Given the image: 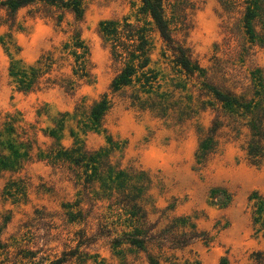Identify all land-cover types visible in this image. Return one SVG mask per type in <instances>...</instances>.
Instances as JSON below:
<instances>
[{
    "label": "rangeland",
    "instance_id": "obj_1",
    "mask_svg": "<svg viewBox=\"0 0 264 264\" xmlns=\"http://www.w3.org/2000/svg\"><path fill=\"white\" fill-rule=\"evenodd\" d=\"M139 6V0H84L80 28L89 46L90 77L79 80L72 94L57 85L17 91L7 71L12 59L27 65L49 53L55 61L50 77L69 75L61 47L73 22L69 13L30 5L17 11L11 30L0 25V115L16 116L34 136L30 159L17 172L0 175V264H51L60 257L65 259L62 264H148L144 252L112 245L115 234L108 229H124L127 223L113 199L102 196L101 189L89 193L65 167L37 156L52 142L43 132L58 123L63 146L77 142L92 150L108 148L110 136L118 147L111 151L112 164L144 172L149 181L144 205L155 229L167 223L166 214L186 215L204 233L187 246L165 249L164 264H219L223 256L229 264H252L251 253L264 251V207L255 221L253 198L264 195V165H250L240 148L242 138L234 140L225 128L208 162L195 163L197 126H208L214 113L207 106L201 109L194 80L170 61L155 31L151 66L159 71V92L166 98L162 109L132 105L130 88L114 94L108 90L118 65L99 36L98 24L122 17L143 24L146 18L137 13ZM181 8L177 18H171L172 33L192 59L207 69L217 63L241 66L231 59L225 42L226 26L231 27L237 15L224 13L216 0H182ZM7 35L13 42L8 50L2 45ZM251 64L264 68V48L254 47L243 65L246 69ZM104 93L111 106L101 129L92 131L87 111Z\"/></svg>",
    "mask_w": 264,
    "mask_h": 264
},
{
    "label": "trees",
    "instance_id": "obj_2",
    "mask_svg": "<svg viewBox=\"0 0 264 264\" xmlns=\"http://www.w3.org/2000/svg\"><path fill=\"white\" fill-rule=\"evenodd\" d=\"M139 1L137 13L146 18L143 24L139 19L131 21L128 17L103 20L98 24L99 36L108 47L112 62L118 65L108 90L114 94L130 88L132 105L151 111L162 109L166 98L159 92V71L151 66L154 47L152 32L155 31L165 50L169 51L170 61L179 67L181 73L194 80L201 109L207 106L214 113L208 126H197L195 163L204 166L208 162L218 147L221 129L225 128L234 140L242 138L240 148L250 165H264V68L251 64L245 69L243 65L254 47L264 48V0H216L224 13L237 15L232 26H226L225 37L231 59L241 61V66L234 69L230 68L232 62L229 65L217 63L214 68L202 67L191 58L188 49L175 40L171 21L182 10V0ZM36 4L67 12L73 18L67 41L61 45L69 60L70 74L51 78L55 61L47 53L27 65L21 60L12 59L7 68L8 76L16 90L23 93L56 85L65 92L75 93L79 80L90 77L89 46L82 38L80 28L84 0H0V10L4 12L0 16V25L11 30L16 25L17 11ZM57 18L59 22L61 14ZM2 45L6 50L13 46L10 35ZM110 106L111 98L107 93L92 102L87 111L90 130L101 129L102 119ZM19 122L16 116L0 115V175L17 172L30 159L34 136L29 135ZM60 131L61 125L58 123L57 128L43 132L52 142L47 149H39L37 156H44L52 165L65 167L89 193L97 194L101 189L102 196L109 201L114 200L112 205L118 207L127 218L124 229H108L115 234L111 240L114 247L127 245L144 252L148 264H164L167 262L163 257L165 249L181 248L203 238L204 233L198 231L190 216L166 214L167 223L158 230L154 223L148 222V208L144 205L148 196V178L141 170H125L112 164L111 151L118 147L110 136L107 137L108 148L92 150L77 142L63 146ZM253 198L256 199L255 213L258 214L254 220L258 221L262 216L264 195H254ZM262 220L264 226V216ZM250 257L252 264H264V251H253ZM63 262L65 259L60 257L51 264ZM219 264H229L227 257L223 256Z\"/></svg>",
    "mask_w": 264,
    "mask_h": 264
}]
</instances>
